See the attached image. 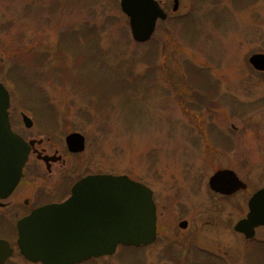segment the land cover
<instances>
[{"label": "rangeland", "instance_id": "1", "mask_svg": "<svg viewBox=\"0 0 264 264\" xmlns=\"http://www.w3.org/2000/svg\"><path fill=\"white\" fill-rule=\"evenodd\" d=\"M156 1L167 18L138 44L119 0H0L9 120L50 157L63 153L67 135H82L83 153L67 158L69 179L126 176L152 191L160 228L177 230L185 219L197 235L192 243L244 264L232 229L245 195L264 186V72L247 65L251 54H264V0H177L175 12L173 0ZM31 167L37 183L58 185V167L49 175ZM221 170L233 171L246 192L225 201L212 195L208 179ZM32 192L26 176L11 199L21 205ZM10 234L0 229L12 242ZM257 235L264 240V231ZM157 243L140 252L120 246V259L83 264L155 263L169 242ZM263 253L254 264H264ZM9 263L28 264L16 253Z\"/></svg>", "mask_w": 264, "mask_h": 264}, {"label": "water", "instance_id": "2", "mask_svg": "<svg viewBox=\"0 0 264 264\" xmlns=\"http://www.w3.org/2000/svg\"><path fill=\"white\" fill-rule=\"evenodd\" d=\"M121 12L128 18L131 37L136 43H146L153 35L158 20L166 14L155 0H119ZM178 1L173 0L175 12ZM250 65L264 71V55H253ZM9 94L0 84V198L6 197L18 184L30 147L11 131ZM28 129L31 120L22 115ZM69 152L79 153L84 138L68 135ZM211 190L230 195L244 185L231 171H218L209 179ZM248 214L234 231L246 239L254 229L264 227V189L248 203ZM18 247L23 257L42 264H77L91 257L112 255L117 245L146 246L155 236V208L151 192L126 176L95 175L77 182L70 197L61 204L41 207L17 224ZM5 242L0 241V264L10 256Z\"/></svg>", "mask_w": 264, "mask_h": 264}, {"label": "flooded vegetation", "instance_id": "3", "mask_svg": "<svg viewBox=\"0 0 264 264\" xmlns=\"http://www.w3.org/2000/svg\"><path fill=\"white\" fill-rule=\"evenodd\" d=\"M253 55H264V54L253 53L247 58L248 67L254 73L263 74L264 71L259 72L250 65L249 59ZM11 128L13 130L12 124H11ZM14 132L18 134L25 142H28V143L31 142L30 139L29 140L25 139L22 134L17 133L16 131ZM41 144L43 143H40L39 141H37V142H34L32 146H30V152H29L26 164L22 170V176H21L19 183L17 184L15 189L12 191V193L8 197L0 199V210L6 209L7 207H12L10 211L7 212L6 215H1L0 229L2 230V233L5 234V236H7L6 234H9V233L11 234L13 233L14 234L13 236H15L12 241L13 243L6 240L5 237H0V239L4 241L6 240V242L9 244V247L13 250L12 256L9 259H7L4 264H12V263H9V261L15 255V253L19 255L22 258V260H24L25 263L33 264L23 259V257L20 255L17 249V246H16V240H17V227L16 226L19 220L28 216L33 210L39 207L49 205V204H59L63 202L65 199L69 197L71 188L75 183H77L78 181H80L81 179L89 175H99V173H96V174L86 173L74 179H69V176H66L67 170L70 169V167L66 166V163L69 160L67 158L80 155L81 153L77 154V153L69 152L66 148L65 141H64L63 153L61 152V154H59V152L57 153L56 151L55 156L50 157L46 154V151L48 150L42 148ZM38 146H40V149ZM31 165L32 166L37 165L38 167L44 168L47 175L50 174V172L52 171L51 168L53 166L58 167V169L60 170V171L58 170L59 171L58 172V180H59L58 185H56V187H53V188H47L46 186L42 185L40 182L37 183L38 178L34 177V168L31 167ZM64 169L66 170L65 173L63 171ZM26 176H28V183H30L33 186V192H32L30 200H25L24 202H22L21 205H19L18 203L15 202V200L11 199V197H13V195L16 193L20 183L25 180ZM236 177L238 178L237 175ZM241 182L244 184V188H241L230 195H220V194H217L211 191L209 187L208 189L212 195L217 196L218 199L220 200L223 199L222 201L231 200L237 197L238 195L246 192L247 185L243 181ZM262 188H264V186L258 189H255V190H251L249 192V195L247 196L245 195L246 212L244 213V216L242 218H244L245 215L247 214L248 201L250 200V198L253 196L254 193H256L258 190ZM8 200H11V202L8 203L7 202ZM153 201L155 204L154 195H153ZM155 209H156V227H155V236H154L153 243L147 246H139V247L121 246L122 248L139 249V252H140L143 249L157 245L158 244L157 242L160 240L162 241L166 240L169 243L162 245V250H160L162 252L161 260L156 261L155 263H153L152 261H149L148 264H230L229 260L225 258V254H224L225 252L221 254L220 252L221 250L219 249L213 250L209 248L208 250V249L200 247L199 245H195L194 243H192V241L195 240L197 235L194 233L190 234V227H189L187 220L181 219L180 221H178L176 224L177 230H168L165 228H160L158 226L159 225V214H158L159 212L157 210L156 204H155ZM10 217L15 218L13 227H8L9 225L7 226L8 221H10L9 220ZM242 218H240V220ZM258 231H264V228H257L255 230L253 238L249 240H247L241 234L234 233L235 236L238 238V240L241 242L239 251H240V255L242 256V258H245L244 264H254L253 263L254 260L259 263V261L255 259V252H258L261 248H263L264 250V240L258 239V235H257ZM119 247L116 249L115 253L113 254L116 256L118 255L117 256L118 259H120L121 257V254H118ZM251 251L252 253H250ZM262 255H263L262 259H264V253ZM103 258H106V257H103ZM94 260H97V259H91L84 263H90V261H94ZM136 260L137 261H134L133 264L135 263L143 264L141 260H140L141 262L138 259ZM35 264H39V263H35Z\"/></svg>", "mask_w": 264, "mask_h": 264}]
</instances>
